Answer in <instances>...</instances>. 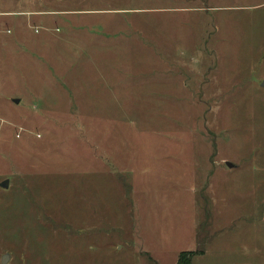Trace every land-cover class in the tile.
<instances>
[{
    "label": "rangeland",
    "instance_id": "obj_1",
    "mask_svg": "<svg viewBox=\"0 0 264 264\" xmlns=\"http://www.w3.org/2000/svg\"><path fill=\"white\" fill-rule=\"evenodd\" d=\"M263 84L264 0H0V264H264Z\"/></svg>",
    "mask_w": 264,
    "mask_h": 264
},
{
    "label": "water",
    "instance_id": "obj_2",
    "mask_svg": "<svg viewBox=\"0 0 264 264\" xmlns=\"http://www.w3.org/2000/svg\"><path fill=\"white\" fill-rule=\"evenodd\" d=\"M263 86H264V84H263ZM227 164V166L229 167V168H233V165L231 164V163H226ZM9 184H10V180H5V181H3L1 184H0V187H2V188H4V189H8L9 188ZM8 256H6L5 258H7ZM8 261H4L3 262V264H6Z\"/></svg>",
    "mask_w": 264,
    "mask_h": 264
},
{
    "label": "trees",
    "instance_id": "obj_3",
    "mask_svg": "<svg viewBox=\"0 0 264 264\" xmlns=\"http://www.w3.org/2000/svg\"><path fill=\"white\" fill-rule=\"evenodd\" d=\"M179 264H187L186 261L180 260Z\"/></svg>",
    "mask_w": 264,
    "mask_h": 264
}]
</instances>
